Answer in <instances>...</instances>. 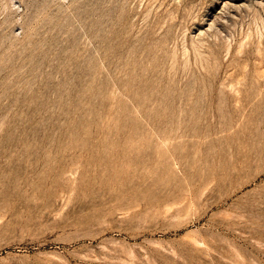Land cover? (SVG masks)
<instances>
[{
    "label": "rangeland",
    "instance_id": "obj_1",
    "mask_svg": "<svg viewBox=\"0 0 264 264\" xmlns=\"http://www.w3.org/2000/svg\"><path fill=\"white\" fill-rule=\"evenodd\" d=\"M0 264H264V0H0Z\"/></svg>",
    "mask_w": 264,
    "mask_h": 264
}]
</instances>
